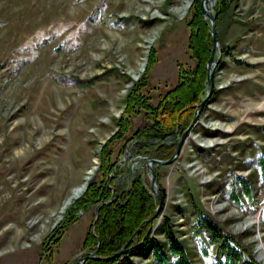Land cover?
I'll use <instances>...</instances> for the list:
<instances>
[{
  "label": "rangeland",
  "instance_id": "1",
  "mask_svg": "<svg viewBox=\"0 0 264 264\" xmlns=\"http://www.w3.org/2000/svg\"><path fill=\"white\" fill-rule=\"evenodd\" d=\"M196 1L0 0V264H75L95 249L83 245L95 205L82 210L74 202L90 180L101 179L102 145L117 129L134 82L144 78L140 91L156 104L178 82L179 66L195 65L188 21ZM218 17L213 92L177 157L155 165L162 203L151 235L163 238L155 229L168 216L193 261L211 264L192 235L196 208L264 263V0H233ZM150 121L144 111L134 113L109 148L125 188L139 169L153 194L145 165L131 176L121 171L136 156L162 158L151 152L162 142L176 144L183 129L138 146L136 130ZM206 246L212 254L216 245Z\"/></svg>",
  "mask_w": 264,
  "mask_h": 264
},
{
  "label": "trees",
  "instance_id": "2",
  "mask_svg": "<svg viewBox=\"0 0 264 264\" xmlns=\"http://www.w3.org/2000/svg\"><path fill=\"white\" fill-rule=\"evenodd\" d=\"M232 1H215L213 11L216 13V20H218L220 13L229 8ZM193 5L192 17L188 21L190 28L188 45L196 59L195 65L192 68H185L180 65L178 82L165 91L156 104H152L150 97L140 91V85L144 83L142 82L144 78L134 82L126 94L125 107L117 118V129L102 145L98 165L101 179L99 181L90 180L85 191L74 202V207L82 210L98 204V217L93 229L91 230L90 226L86 232L83 245L85 248H96L98 235L100 243L97 254L101 258L89 257L85 259L83 264H135L133 258L129 256L131 254L149 256L155 264H196L191 257L189 248L176 233L170 217L164 216L155 229L156 232L162 233L163 238L151 235L154 221L160 212L154 214L156 201L145 185L143 172L136 169L128 178L129 186L125 188L127 179L118 178L120 170L115 168L116 161L112 159L109 148L112 141L125 135L134 113L144 111L151 118V121L146 123L144 127L136 130L139 134V138L136 137V144L141 143L142 147L152 138L162 140L169 135L179 134L181 129L190 122L195 103L199 101L205 91L207 74L205 63L212 46L209 24L201 15L199 0ZM222 50H226L224 45H222ZM148 56L150 60L154 61V52L150 50ZM233 60L240 62V60ZM145 69L143 75L147 73L149 66H146ZM204 131L207 134L212 133L208 129H204ZM174 145L175 141L171 143L162 142L158 145L157 150L151 153L166 158L171 154ZM197 150L200 151L201 148L198 147ZM140 152L146 153L147 151H142L140 148ZM262 166V174L264 175V165L262 164ZM127 171L128 168L126 167L121 173L125 175ZM156 173L158 175L157 169ZM116 179L120 181L116 182ZM235 182V180L232 181L234 186L233 198L238 200ZM107 184L112 185L113 190ZM242 189L247 198L251 199V189L246 185H242ZM193 213L196 217L191 224L192 235L201 244L204 255H211V264H264L256 260L252 251L236 239L233 234L223 230L210 217L202 214L196 208H193ZM149 216H153V218L146 220L140 226V223ZM74 218L75 215H71L69 221L63 224L60 229L66 227ZM133 232L135 235L128 244L126 254L111 259L103 258V256L119 250ZM59 237L60 234L55 239L57 240ZM210 243L216 245L212 254H210L209 247L206 246ZM48 247L49 245L45 249Z\"/></svg>",
  "mask_w": 264,
  "mask_h": 264
},
{
  "label": "water",
  "instance_id": "3",
  "mask_svg": "<svg viewBox=\"0 0 264 264\" xmlns=\"http://www.w3.org/2000/svg\"><path fill=\"white\" fill-rule=\"evenodd\" d=\"M206 3H207V0H200V11H201L202 16L204 18L208 19L209 30H210L211 37H212V46L210 49V54H209V57L207 58V61L205 63V67H206V71H207L205 92L200 97L199 101L195 104V109H194L192 119L189 122V124L185 128H183V130L179 134L177 142L173 148L171 155L167 158H158V157H155L154 155L136 156L132 160L130 167H129V170L127 172V176H131L132 172L136 168L143 166V165L146 166L148 173H149L150 186H151L152 192L157 198V204L155 207V214L161 208V203H162V198H161L160 192H159V185H158L157 178H156L155 165L171 163L177 157V155L179 154L181 147L184 143V140L187 136V133L189 132L190 128L195 123V121L198 119L201 110L203 109L204 105L207 103L208 99L210 98V96L213 92V87H214L213 86V77H214V73H215L216 64L220 58L221 49L217 47L218 46V37L216 34V24H215L216 16H215L213 9L208 8L206 6ZM141 159L144 160V162H141L140 164H138L136 166L133 165L134 162H137ZM124 160H126V158H122L121 161H124ZM94 210H95V217H94L92 224L95 223V221L98 217V204L95 205ZM151 218L152 217L144 219L140 223V226L146 220L151 219ZM134 235H135V232L132 233V235L129 237V239L122 245V247L119 250H116L107 256H103V258L111 259V258H114V257H117L121 254L126 253L128 251V244L133 239ZM97 239H98L97 247L94 250L90 251L89 253L79 256L78 259L76 260L75 264H83L85 259H87L89 257L90 258H96V259L101 258V256L97 254L99 240H100L98 235H97Z\"/></svg>",
  "mask_w": 264,
  "mask_h": 264
},
{
  "label": "bare ground",
  "instance_id": "4",
  "mask_svg": "<svg viewBox=\"0 0 264 264\" xmlns=\"http://www.w3.org/2000/svg\"><path fill=\"white\" fill-rule=\"evenodd\" d=\"M210 1L211 0H207L208 4L206 3V6L208 8H212V5L210 4ZM185 2L186 3L183 6V8L187 7V1H185ZM88 178H89V176H86L85 179H84V182L80 186H77V187L73 188L69 200H71L72 198H75V197H77L79 195V193L85 188ZM69 200L64 203L63 207L69 203Z\"/></svg>",
  "mask_w": 264,
  "mask_h": 264
}]
</instances>
